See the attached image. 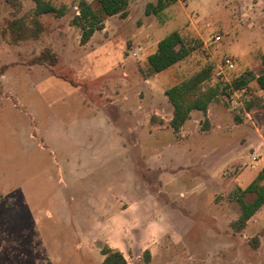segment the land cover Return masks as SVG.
Here are the masks:
<instances>
[{
	"label": "rangeland",
	"instance_id": "1",
	"mask_svg": "<svg viewBox=\"0 0 264 264\" xmlns=\"http://www.w3.org/2000/svg\"><path fill=\"white\" fill-rule=\"evenodd\" d=\"M51 1L64 14L42 15L38 38L14 44L3 33L8 21L35 3L0 0V264H100L103 246L122 251L127 264H264V204L242 231L231 227L240 214L232 194L264 167V109L246 113L243 105L264 100V91L253 82L244 91L227 90L209 106L210 118L193 113L177 133L160 102L166 121H154L157 131L127 133L134 119L119 117L117 103L133 99L129 82L138 74L147 78L144 53L132 55L136 47L154 51L177 30L194 47L176 64L177 78L211 67L215 84L230 85L257 72L264 0H177L157 14V0H130L126 17L106 18L83 45L72 21L78 5L92 0ZM46 48L57 61L35 63ZM224 57L236 66L220 80L213 69ZM169 71L152 85L173 86ZM174 143L187 144L192 163L170 164L185 159L179 150L167 152ZM125 202L130 209L116 214Z\"/></svg>",
	"mask_w": 264,
	"mask_h": 264
},
{
	"label": "trees",
	"instance_id": "2",
	"mask_svg": "<svg viewBox=\"0 0 264 264\" xmlns=\"http://www.w3.org/2000/svg\"><path fill=\"white\" fill-rule=\"evenodd\" d=\"M35 7L18 19L8 21L6 30L9 32L10 41L14 44L22 40L35 39L43 31V26L39 21L42 15L52 14L60 17L64 14L62 9H58L44 0H33ZM130 0H92V3H80L78 13L73 18L72 24L81 30L80 43L83 45L91 38L95 31L103 29V22L106 18L119 15L124 18L127 15V8ZM175 0H157L153 9L155 14L161 12L167 4ZM149 12V11H147ZM194 50L191 45H186L179 32H173L157 42L154 52L147 57L146 64L142 70L144 76L151 77L164 71L177 62L183 60ZM35 63L44 64L47 60L53 65L57 61V55L50 49H44L35 59ZM211 67H204L198 73L180 83L170 87L164 95L172 106V116L168 123L174 133L184 126L189 120L192 111H199L206 114L208 106L219 95L226 96L227 90L239 91L248 88L253 82L258 90H264V55L261 57L260 67L257 72L248 71L235 77L230 85L215 84L212 80ZM244 102L245 112L248 113L253 108L264 109V100L256 98ZM154 122V119H151ZM236 123H240V117H235ZM239 204L240 214L231 224L235 232L242 231L250 218L264 204V167L256 178L244 189H236L232 194ZM101 255L104 256L100 264H126L123 255L108 246L101 248Z\"/></svg>",
	"mask_w": 264,
	"mask_h": 264
},
{
	"label": "crops",
	"instance_id": "3",
	"mask_svg": "<svg viewBox=\"0 0 264 264\" xmlns=\"http://www.w3.org/2000/svg\"><path fill=\"white\" fill-rule=\"evenodd\" d=\"M45 1H48L50 4H52L53 6H55L54 5V3L51 1V0H45ZM61 1V0H60ZM177 0H175L173 3H175ZM173 3H170V4H173ZM61 4H63V3H61ZM88 4V3H87ZM170 4H167L166 5V7L162 10L163 12L165 11V9L170 5ZM161 11V12H162ZM161 12H159V13H161ZM152 13H154V12H152ZM116 16V15H115ZM111 17H113V16H111ZM108 18H110V17H108ZM122 18V17H121ZM106 20V19H105ZM103 29H104V22H103ZM102 29V30H103ZM102 30H100V31H102ZM96 32H99V31H95L94 33H93V35L91 36V38H90V40L93 38V36H94V34L96 33ZM175 32H178V30L177 31H175ZM167 35H169V34H167ZM166 35V36H167ZM166 36H164V37H166ZM164 37H161L160 38V40L162 39V38H164ZM143 40L144 41H146V40H150V38L148 37V36H146V37H143ZM159 40V41H160ZM158 42V41H157ZM153 47L150 49V51H145V52H143V47L141 46V45H138L137 47H136V49L134 50V52L132 53V55L135 57V58H140L141 57V55L144 53V56L143 57H141V59H143V60H145V62H146V60L147 59H145V58H147L149 55H151L154 51H153ZM147 52V53H146ZM152 52V53H151ZM149 53H151V54H149ZM149 54V55H148ZM148 55V56H147ZM264 55V54H263ZM262 55V56H263ZM187 57V56H186ZM185 57V58H186ZM184 58V59H185ZM141 59H140V61H141ZM183 59V60H184ZM182 61V60H181ZM144 62V63H145ZM180 62V61H179ZM178 63V62H177ZM176 63V64H177ZM176 64H174V65H172L171 67H169V68H167V69H165L164 71H169L170 72V74H172L173 76H174V78L173 79H175V82H174V84H173V86L174 85H176V84H178V83H180L183 79H179V78H177L175 75H177L176 74V70H178L177 69V67H176ZM236 66V65H235ZM172 68V69H171ZM163 72V71H162ZM161 73V72H160ZM138 74V73H137ZM157 74H159V73H157ZM157 74H155V75H153L152 77H150V78H148V79H145V80H143L142 78H140V77H138L139 76V74L137 75V77H136V79H134V81L133 82H129V86L130 87H133L134 88V91H135V95L133 96V99L132 100H127V97H126V99H122V100H120L119 102H117L118 103V107L119 108H121L120 110H121V112L119 113V117H122V116H124L125 117V113H126V116H129V117H131V118H133L134 119V121H128L127 123H126V129H125V131L127 132V133H133V132H142V133H147V134H150L151 133V131L152 130H156L157 131V128H160L158 125H160L161 126V124H157L156 126H154V122H152L150 119H154V121L155 120H163V121H166L165 119H164V117H163V106L164 105H166V106H168V108L170 109V117L168 118V123H169V121H170V119H171V116H172V106L169 104V102L167 101V98H166V96L164 95V93H165V91L166 90H168L170 87H172V86H170V87H156L155 88V86H153L152 85V82H153V79L155 78V76L157 75ZM154 87V88H153ZM139 90V91H138ZM136 91H138L137 93H138V96H136ZM260 91H264V90H260ZM159 102L163 105L161 108H160V105H159ZM210 105H211V103H210ZM209 105V106H210ZM209 106H208V109H207V111H206V114L204 115L205 116V118H210L211 117V113L212 112H210V108H209ZM201 113V112H199V111H194V112H191L190 113V118H189V120H187V122L184 124V126L181 128V129H184V128H186V125L187 124H190V120L193 118V113ZM203 114V113H202ZM217 114L218 115H220L221 116V118H223L224 117V115L225 114H223V115H221V112H217ZM108 118H110V116L107 114L106 115ZM138 117H144V122L142 121V123H138L137 122V120H135L136 118H138ZM156 118V119H155ZM145 120H146V122H145ZM192 121V120H191ZM196 120H194V122H195ZM197 123H198V121H197ZM106 124L107 125H109V124H111V122H110V120L109 121H106ZM194 124V123H193ZM192 123H191V125H193ZM233 125V127H232V130H236V128H238L237 127V125H234V124H232ZM110 126V125H109ZM111 126H113L112 128L113 129H119V130H121L123 127H121V126H118L117 124H115V123H113ZM130 126V127H129ZM218 127H220V126H218ZM168 128L169 129H171L169 126H168ZM180 129V130H181ZM172 130V129H171ZM173 132V131H172ZM174 147H176V149H175V151L173 152V150H174ZM151 149L152 150H156V148L154 149V148H152L151 147ZM167 149V152H171V153H174L175 154V152L176 151H180V152H182L183 153V157H185V159H175L174 157L171 159V163L170 164H172L174 161H178L179 163H181V162H183V160H185L186 162H189L190 161V163H192L191 161H192V159L191 158H188V155H187V152H186V149H187V144H185V143H183V145H178V143H174V145H172V146H170V147H167L166 148ZM173 149V150H172ZM122 150L123 151H127V150H129L128 149V144L125 146V145H123L122 146ZM213 150V149H212ZM169 159V158H168ZM167 159V160H168ZM129 160V159H128ZM169 161H170V159H169ZM130 162V171H132L131 172V175L133 176V177H135L136 178V173L135 172H137L138 171V167L136 166V162H134V163H132V161L130 160L129 161ZM173 165V164H172ZM172 174V173H171ZM171 176V175H170ZM172 176H173V174H172ZM198 175H196V177H197ZM130 209V202H125L121 207H120V209L119 210H116V214H118V213H125V212H127L128 210ZM109 220H110V218H108L105 222H104V224H108V222H109ZM114 250H116V249H114ZM117 251H119V250H117ZM120 252V251H119ZM122 252V251H121ZM120 252V253H121ZM122 254V253H121ZM124 257V256H123ZM125 258V257H124ZM125 261H126V259H125ZM126 264H127V262H126Z\"/></svg>",
	"mask_w": 264,
	"mask_h": 264
},
{
	"label": "built area",
	"instance_id": "4",
	"mask_svg": "<svg viewBox=\"0 0 264 264\" xmlns=\"http://www.w3.org/2000/svg\"><path fill=\"white\" fill-rule=\"evenodd\" d=\"M214 41H219L220 40V36H214L213 37ZM236 63V60L232 57H224L221 64L218 66H216L214 69H213V73L214 75L220 80H222V75H223V72L224 70H230V69H233L234 68V65ZM241 91H244V89H241Z\"/></svg>",
	"mask_w": 264,
	"mask_h": 264
}]
</instances>
